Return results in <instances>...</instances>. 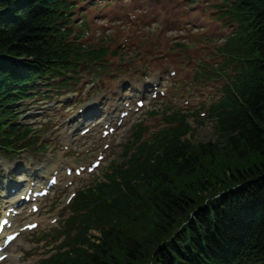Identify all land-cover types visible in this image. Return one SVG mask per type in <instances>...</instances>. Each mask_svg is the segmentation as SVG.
<instances>
[{
    "label": "trees",
    "instance_id": "16d2710c",
    "mask_svg": "<svg viewBox=\"0 0 264 264\" xmlns=\"http://www.w3.org/2000/svg\"><path fill=\"white\" fill-rule=\"evenodd\" d=\"M15 1L0 0V53L10 55L0 61V121L6 113V93L21 76L15 59H22L25 70L40 71L51 68L57 56L52 42V0H28L24 10H13ZM32 7L41 8L44 16L34 30ZM241 14L249 24L244 46L252 66L237 87L241 102L228 104L230 111L219 107L217 130L223 131L220 135L230 146L229 152L223 147L214 152L210 144V156L195 151L181 141L178 132L154 159L149 180H144L143 172L131 177L144 183V191H140L142 185L126 180L90 193L97 207L94 226L100 232L99 243L85 229L77 248L45 264H193L187 230L177 232L190 216L195 219L188 223V231L195 251L203 256L213 248L230 252L250 232L260 233L255 240L264 246V0H247ZM250 40L256 41L254 48ZM238 159L246 165L238 166ZM237 185L243 187L239 193L231 190L206 201ZM194 189L197 193L193 194ZM143 202L144 209L140 207ZM179 234H183L181 239ZM204 235L207 246L201 249L199 238ZM175 238L180 240L175 242Z\"/></svg>",
    "mask_w": 264,
    "mask_h": 264
},
{
    "label": "rangeland",
    "instance_id": "374dc122",
    "mask_svg": "<svg viewBox=\"0 0 264 264\" xmlns=\"http://www.w3.org/2000/svg\"><path fill=\"white\" fill-rule=\"evenodd\" d=\"M203 0H195L194 3H199L201 2L202 3ZM220 0H209L207 2H204L206 5H209L210 6V9H206V10H203L202 12V16L203 17H206L208 20H209V23H214V24H218V28L213 31V32H208L207 31V27L205 25H198L197 28L193 27V26H188L184 29H177L176 31L178 32H185L187 33V36L186 37H181L179 40L180 41H183L184 39H187L189 40V42H192L193 45H192V48L190 50H186L184 51L183 53H179L176 55V60H177V64H181L185 59L189 58V57H192V56H195V61L197 60H200V61H204L206 60L207 58L210 57V60L212 63H216V62H220V59L214 55L210 50H198L196 48L197 44H209L210 48L214 47L215 46V43H213L215 41V39L217 37H222L221 35V31H229V29L231 28L230 24H227L225 22V20H220V16L218 15V12L215 11L214 9V6L216 4L219 3ZM210 12V13H209ZM121 26V25H120ZM119 26V27H120ZM145 27L146 25L145 24H139L137 26H135V28L139 29V31H143L145 30ZM153 29H155V26L153 27ZM202 29L203 31L205 32H202ZM173 33V32H172ZM120 38V36H116L114 38L115 41H117L118 39ZM143 38L140 37V41L138 43V46H132L130 47L127 52L130 53V54H139L142 50V46H144L143 43H146V41H142L143 43H141V40ZM194 52H196V54H194ZM193 53V54H192ZM213 54L212 56L209 54ZM131 63H129L130 65ZM123 64H120V67H122ZM231 73H232V70L229 69V73L228 75L231 76ZM192 79L193 77L192 76H189L188 78H180L179 81H181V84H178L177 86H181L183 83H186V84H189L192 82ZM208 81H214L215 82V86H214V91L212 93V97L210 99V101H213L216 97L219 96V88L220 86L223 84V81L222 80H216V79H208ZM194 82V80H193ZM200 82H197V84H199ZM46 91H51V92H47L48 94H46L45 92ZM52 90H49V89H46V90H43L42 91V94H40V98L41 97H50L52 98L51 96H53L52 94ZM218 93V94H217ZM45 95V96H44ZM215 95H217L215 97ZM24 106H27L29 107L30 106V102L28 101H25L24 102ZM149 106H153L152 105H149ZM207 106L204 108L206 109ZM145 110V109H144ZM143 110V111H144ZM141 111L138 116L143 112ZM140 116H144L143 114H141ZM23 117H21L19 120H21ZM151 120L149 119L148 122H150ZM131 122V121H130ZM130 122L127 123L125 126H124V129L122 130L121 132V135L118 139H116V142L114 144V146L110 149V153H109V157L108 159L105 160L104 162V165L102 167H104L107 162L111 159H116L117 161H119L120 157H121V152H122V147L118 146L119 143L121 142H124L123 139H126V134L131 131L129 128H130ZM161 120H158L156 122H153L151 121L150 122V125L153 124V125H162V123H160ZM44 125V123H42V126ZM39 126V125H38ZM193 127H196V129L194 130V132L192 131L191 132V139H192V143L193 144H199V146L196 148V151H200V152H203L205 151L207 153L208 156L211 155V150L208 148V144H210V148L214 151V152H218V147H223V149H225V152L226 154L229 152L230 150V146L228 145V143L225 141V140H222L218 134H216V131L215 129L213 128L212 126V121L210 119H206L202 122V124L200 125H193ZM39 137V136H37ZM39 143L35 144L34 146H37ZM212 146H217L216 149L212 148ZM29 152L28 154H33L35 156H39L41 157L42 155L41 154H37L36 153V149H28ZM23 157H25V154H23ZM85 157V156H84ZM1 159V158H0ZM27 160H29L30 158H26ZM24 165V161H21ZM236 163L238 164V166H242L244 167L246 164L245 162H242L240 161L239 159L236 161ZM100 167V169L93 175V177L90 179V180H85V181H78L77 182V185L79 186V188H82L84 185H86V183L88 182H91L93 181L97 176H99V174L101 173V171L103 170V168ZM2 171V169L0 168V172ZM15 172H19V169H16ZM59 193V191L57 192ZM194 193H197V189H194L193 190V194ZM192 194V195H193ZM56 199V197L54 196L52 198V196L48 197V199L46 200L45 202V205H44V208L45 210L47 211H50L52 209V201ZM43 232H46V230H44ZM34 233V232H33ZM33 233H28L24 236H22L18 242L16 244H14L12 246V248H14V251H20L22 249H24V244L28 241H35L36 240L33 238ZM46 238L48 239V241L50 242L51 240L46 236ZM55 245L58 244V242H55L54 243ZM52 248V244L51 245H48V248L46 247H43V250H42V253H44L45 251L49 250ZM34 254H30L29 256H32ZM26 262V261H25ZM24 262V263H25Z\"/></svg>",
    "mask_w": 264,
    "mask_h": 264
},
{
    "label": "bare ground",
    "instance_id": "6f19581e",
    "mask_svg": "<svg viewBox=\"0 0 264 264\" xmlns=\"http://www.w3.org/2000/svg\"><path fill=\"white\" fill-rule=\"evenodd\" d=\"M20 1H21V4L18 3V0L15 1L12 4L11 8L13 10H15V9H22V10H24L26 7L29 6L28 5V0H20ZM147 1L148 0H146V2ZM175 1L176 0H165V1L161 2V3H159V4L153 5L152 7H147L148 8V16L147 17H154V16L159 15V17H158V19H159L160 17H163L164 15H168L170 13H174V14H177L178 15L183 10H182V7H177V6L174 5V2ZM244 1L246 2L247 0H244ZM121 5L124 6V7H131L132 6L131 3H125V2H123ZM162 13H164V14H162ZM31 15L34 17V20L32 21V23H33L32 24L33 25V30H34L43 21V17H44L43 16V10L41 8H33ZM192 16L195 17L196 14L193 13ZM25 19H24V22H26ZM199 20H200V18L197 19V21H199ZM159 39H162V38H159ZM154 42L155 43H159L158 40H155ZM249 46L251 48H254L256 46V41L255 40H250L249 41ZM9 56L10 55H3L2 53H0V61L6 60L7 58H9ZM146 60H147V58H143V57L141 58V61H146ZM175 61H176V58H175V56L173 54H171V55L168 56V62H175ZM15 62L18 64V66L20 68L21 77H23L26 80L31 81V82H34V81H36L39 78L38 77V73L36 71H34V70H25L23 68V65L17 59H15ZM6 71H8V70L6 69L4 71V73H6ZM123 110H128V109H122V111ZM61 134H64V133H61ZM68 136L69 135L67 133H65V137H67L68 140H71ZM52 170H57V172L59 173V175H62L61 174V168H60L59 163L55 164V166H54V168ZM12 263H14V260H10L8 262V264H12Z\"/></svg>",
    "mask_w": 264,
    "mask_h": 264
}]
</instances>
